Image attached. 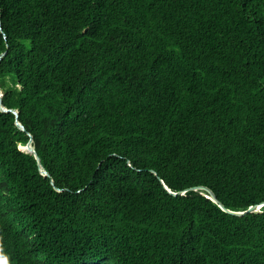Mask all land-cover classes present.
I'll use <instances>...</instances> for the list:
<instances>
[{
	"label": "trees",
	"instance_id": "1",
	"mask_svg": "<svg viewBox=\"0 0 264 264\" xmlns=\"http://www.w3.org/2000/svg\"><path fill=\"white\" fill-rule=\"evenodd\" d=\"M261 19L264 0H0V264H264Z\"/></svg>",
	"mask_w": 264,
	"mask_h": 264
},
{
	"label": "snow or ice",
	"instance_id": "2",
	"mask_svg": "<svg viewBox=\"0 0 264 264\" xmlns=\"http://www.w3.org/2000/svg\"><path fill=\"white\" fill-rule=\"evenodd\" d=\"M246 7V5H245ZM257 23L264 25V19L258 20L256 21ZM96 34V26L92 25V24H88L87 27L82 28L76 35V39L78 40H84L89 36H93ZM3 55H5V53H0V57H2ZM3 94L0 93V96H2ZM160 185L163 188L164 191L168 192V193H173V187L170 184V181L167 180V177H161L160 179ZM85 190H81V189H77V192L80 193L81 196H83L85 194ZM196 191H201L200 189H196ZM206 191V190H205ZM207 199L212 202L213 204L216 205L217 209L223 211L224 213H231L232 209L228 208L227 205L223 202V200H221L218 196H215L214 194H208L207 195ZM260 207H264V204L260 205ZM252 211H256V206L253 205L252 206ZM193 227H195V224L193 223Z\"/></svg>",
	"mask_w": 264,
	"mask_h": 264
},
{
	"label": "water",
	"instance_id": "3",
	"mask_svg": "<svg viewBox=\"0 0 264 264\" xmlns=\"http://www.w3.org/2000/svg\"><path fill=\"white\" fill-rule=\"evenodd\" d=\"M31 143H32V142L30 141V143L24 148V151L29 152V153H33L34 155L37 156V159H38V161H39V157H38V155H37V152H36L35 148L31 145ZM202 189H205V190H207L210 194H213L212 191H209V190L206 189V188H202ZM251 209H252V207H251L249 210H247L246 213L254 212V211H252ZM256 210H258L257 207H256ZM244 213H245V212H244ZM244 213H242V214H238V213H235V212H231V214H234V215H243Z\"/></svg>",
	"mask_w": 264,
	"mask_h": 264
},
{
	"label": "clouds",
	"instance_id": "4",
	"mask_svg": "<svg viewBox=\"0 0 264 264\" xmlns=\"http://www.w3.org/2000/svg\"><path fill=\"white\" fill-rule=\"evenodd\" d=\"M2 91H1V89H0V93H1ZM2 96H0V108L1 109H3V110H5V108L2 106V103H1V101H2V98H3V96H4V93L2 92ZM17 114V113H16ZM32 142V141H31ZM31 145H32V143H31ZM33 146V145H32ZM25 147H23V148H21V149H24ZM37 157V156H36ZM41 170H42V168H41ZM42 173H44V174H46L47 175V172H45V171H43L42 170ZM174 195H176V194H174ZM258 208V210L257 211H259L260 210V206L259 207H257Z\"/></svg>",
	"mask_w": 264,
	"mask_h": 264
},
{
	"label": "rangeland",
	"instance_id": "5",
	"mask_svg": "<svg viewBox=\"0 0 264 264\" xmlns=\"http://www.w3.org/2000/svg\"><path fill=\"white\" fill-rule=\"evenodd\" d=\"M2 93V92H1ZM24 150V149H23Z\"/></svg>",
	"mask_w": 264,
	"mask_h": 264
}]
</instances>
